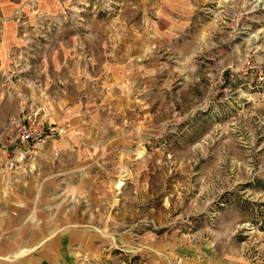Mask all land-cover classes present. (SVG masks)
I'll return each mask as SVG.
<instances>
[{"label":"rangeland","instance_id":"374dc122","mask_svg":"<svg viewBox=\"0 0 264 264\" xmlns=\"http://www.w3.org/2000/svg\"><path fill=\"white\" fill-rule=\"evenodd\" d=\"M117 1L115 14L131 3ZM196 1L204 11L178 36L155 41L146 63L144 156L129 167L139 174L126 186L113 181L112 239L96 242L77 264H264V0ZM94 2L61 15L84 9V25ZM17 14L18 25H30ZM44 24L53 31L57 21ZM11 62L0 64L4 109L26 78L25 62ZM0 137L14 143L15 133L2 129Z\"/></svg>","mask_w":264,"mask_h":264},{"label":"crops","instance_id":"0c3cea01","mask_svg":"<svg viewBox=\"0 0 264 264\" xmlns=\"http://www.w3.org/2000/svg\"><path fill=\"white\" fill-rule=\"evenodd\" d=\"M79 3L0 0V64L21 58L26 67L25 83L5 96L12 99L7 109L0 105V130L38 108L47 125L63 130L14 170L4 154L15 145L0 137V264H77L80 254L96 252V242L112 239L113 181L119 177L126 186L139 174L129 167L144 156L139 85L146 63L155 41L178 36L204 11L196 0H131L118 14L86 13V26L51 31L43 20L31 24ZM15 12L26 14L30 25H18ZM97 224L104 233L92 230Z\"/></svg>","mask_w":264,"mask_h":264},{"label":"built area","instance_id":"2783aa9c","mask_svg":"<svg viewBox=\"0 0 264 264\" xmlns=\"http://www.w3.org/2000/svg\"><path fill=\"white\" fill-rule=\"evenodd\" d=\"M115 6H119L117 0H95L92 8L95 12L104 11L108 13ZM82 13H85L84 9H74L68 17L75 20L76 25H78L82 22ZM64 17L68 18L60 14L53 17L57 21V25L54 27L56 31L63 27L60 18L63 19ZM43 20L45 21V19ZM9 127L15 133V146L12 152H7L6 164L9 169L13 170L25 160L27 154L35 153L38 146L45 143L47 139H54L63 133L61 128L55 125H47L44 114L39 109L26 111L20 117H12L9 121Z\"/></svg>","mask_w":264,"mask_h":264},{"label":"bare ground","instance_id":"6f19581e","mask_svg":"<svg viewBox=\"0 0 264 264\" xmlns=\"http://www.w3.org/2000/svg\"><path fill=\"white\" fill-rule=\"evenodd\" d=\"M117 187H119V186H117Z\"/></svg>","mask_w":264,"mask_h":264}]
</instances>
